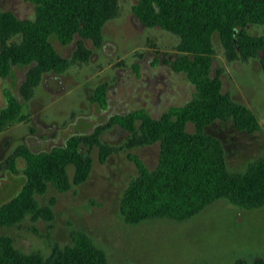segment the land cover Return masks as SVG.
Wrapping results in <instances>:
<instances>
[{"label":"trees","instance_id":"trees-1","mask_svg":"<svg viewBox=\"0 0 264 264\" xmlns=\"http://www.w3.org/2000/svg\"><path fill=\"white\" fill-rule=\"evenodd\" d=\"M34 3L33 17L19 18L11 10L0 8V76H8L13 66H26L19 92L28 100L43 74H61L75 63L87 60L90 49L103 41L105 23L115 17L119 0H28ZM133 13L147 27L158 26L179 39L172 61L175 71H182L195 86L191 99L170 106L160 116L145 108L115 113L91 133L66 138L64 145L33 151L24 143L16 145L0 161V168L17 171L18 159L24 161V180L20 189L0 203V229L17 225L26 216L33 220H51L53 210L41 204L37 195L49 185L66 191L82 183L91 171V150L99 148V159L116 150L101 139L102 132L118 125L127 131L122 148L158 142L159 156L153 168L135 153L128 156L137 166L119 201L125 222L138 223L149 218H190L219 198L244 207L264 205V153L248 162L244 171H234L226 164V152L218 136L206 126L220 119L232 120L236 128L253 132L260 129L254 111L235 100L222 88V70L212 73L215 48L212 35L217 32L229 60L258 57L264 73V35L247 30L250 23H264V0H136ZM51 37L61 44L75 39L71 56H64ZM106 84H98L92 100L106 104ZM6 104L0 108V130L9 122L22 120V102L9 90ZM192 122L195 129H187ZM72 167V175L69 168ZM71 243H53L47 255L22 251L13 238L0 233V264H109L105 251L80 229L70 232ZM237 264H246L239 260ZM252 264H264L255 256Z\"/></svg>","mask_w":264,"mask_h":264},{"label":"rangeland","instance_id":"rangeland-1","mask_svg":"<svg viewBox=\"0 0 264 264\" xmlns=\"http://www.w3.org/2000/svg\"><path fill=\"white\" fill-rule=\"evenodd\" d=\"M135 1L119 0L118 14L102 29L101 45L85 39L88 59L61 74H43L28 100L19 92L26 66H13L8 76H0V108L6 104L5 91L9 90L22 102L23 115L22 120L9 122L0 130V161L21 143L33 151L49 150L64 145L70 135L91 133L115 113L145 108L158 117L170 106L191 99L195 86L184 72L172 67L178 35L145 26L132 11ZM0 8L19 18L35 13L34 3L28 0H0ZM247 30L264 35V23H250ZM51 40L64 56H71L76 48L75 39L68 44ZM212 40V73L216 68L222 70L223 90L248 105L261 127L247 132L236 128L232 120L216 119L206 131L220 138L228 168L244 171L249 161L264 153V73L258 57L229 60L217 32ZM100 83L107 87L104 106L92 100ZM186 127L195 129L192 122ZM126 134L118 125L105 129L101 139L116 150L100 161L99 148L93 147L92 167L85 181L66 191L49 185L37 195L41 204L53 201L51 220L26 216L17 225L2 227L0 233L10 235L22 251L47 255L53 243H71V230L80 229L105 251L109 264H237L239 260L252 264L255 256L264 257V205L244 208L219 198L185 220L163 217L125 222L119 201L137 173L128 154H137L149 168L157 164L159 156L158 142L120 147ZM23 167V159H18L15 173L0 168V203L20 189ZM69 172L72 175V167Z\"/></svg>","mask_w":264,"mask_h":264}]
</instances>
